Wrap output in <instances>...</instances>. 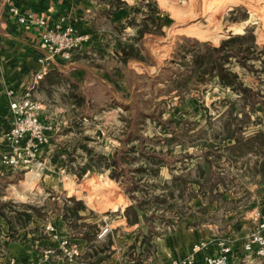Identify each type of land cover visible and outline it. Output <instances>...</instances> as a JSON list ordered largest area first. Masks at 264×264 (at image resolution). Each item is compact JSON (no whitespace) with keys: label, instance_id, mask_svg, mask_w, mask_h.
<instances>
[{"label":"rangeland","instance_id":"1","mask_svg":"<svg viewBox=\"0 0 264 264\" xmlns=\"http://www.w3.org/2000/svg\"><path fill=\"white\" fill-rule=\"evenodd\" d=\"M118 1L121 4H126L131 0ZM148 1H150L155 9L159 10L156 17L160 20L163 34L158 35L162 36L158 40L150 42V44L153 43L152 46H148L151 48V51L143 47L146 62L138 61V63H134L128 69L126 68V71L121 70L120 76L116 72H113L112 75L111 72H108L109 75H103L104 71H94L89 67L95 73V76L93 72H89L86 75L87 84L80 85L79 89L76 90L85 99L82 107H70L71 102L69 100L65 101L61 97L57 106L52 102L53 106L45 109V111L48 109L46 115H50L51 118L43 116L45 119H42L39 112L40 118L44 122L51 123L54 126L57 123L63 124L66 118L71 119V123L65 127V132L68 135L67 141L63 142L65 137L62 136L65 135V132H56L54 130L53 132L56 133H50L48 142L40 147L30 162L14 168L0 166L1 200H4V196L6 195L5 200L43 207L45 211L43 217H32L35 220L40 219V221H44V226L46 224L51 225V231H46L43 228L45 232L42 234L43 236L55 239L52 235L56 233L58 236L67 237L70 240L81 239L79 233L85 231V228L80 230L73 229L60 215V207L64 203L72 205V202L69 200L70 197L81 200L86 207L84 210L79 211L83 220H80L78 223L83 222L87 225H95L97 229H99L98 226L104 225L111 228L112 224L114 225L117 220L123 218V210L130 204V199L122 186L110 175L109 171H90L79 178L77 174L69 170V164L72 168H76L85 161V153L78 146V143L85 136L89 137L87 144L94 152L105 153L108 156L112 155L113 149L119 145L117 137L120 135L123 127L120 115L126 114L119 101H126L134 95L143 100L151 99L152 104H155L157 109H163V120L167 118L179 120V116H181L184 121L199 122L193 130L196 131L193 132L196 133L195 136H201L195 142L196 146H199L201 142L210 141L212 131L207 125V115L211 117L210 122L212 126L217 128L220 125L219 116L223 113L222 111H225L226 105L229 102L237 99V95L227 89H221L213 82L201 88V90L207 88L204 92L192 91L181 100H179V97L175 93L167 94L164 91L165 86L162 82H159L161 80L157 79L156 75L164 65L165 60L171 58L176 43L182 42V37L218 46L220 41L229 34H242L248 29L256 36L258 45L264 46V0H138L135 2V6L139 5L141 14L137 15V21H140L142 18V13L147 12ZM77 30L82 31L80 29ZM90 35L92 39V34ZM126 39L128 38L126 37L122 41ZM86 50L74 49L70 51L68 58L61 57V59L67 60V63H71L76 58L82 57L93 64L94 61H97V54L96 56L91 55V58L87 54L83 56L81 54L74 55L78 51L80 53ZM145 50L147 51V55ZM92 52L89 54H92ZM151 62L158 64L159 68H148L145 66V64H150ZM235 70L241 72L238 67H235ZM240 75L243 77L244 82L251 87L264 89V82L262 81L264 80V76L260 80L248 74L243 75L240 73ZM155 78L156 80L154 81L153 79ZM36 100L40 102V100ZM220 101L225 102L222 104ZM50 112L53 114H50ZM259 113L260 117L264 120V112H258V115ZM83 117L85 119H82ZM147 124L149 126L142 131V134L152 135L153 124L148 121ZM199 128L205 129L207 132L197 135ZM69 132L72 134H69ZM73 148L76 149L73 155L75 156V160L68 163V153ZM187 151L200 155L205 150H200L199 147L195 149L192 146H188ZM175 153L176 156L174 158H168L170 160L168 167L165 166L160 170V179L170 182L171 175H180L188 182L196 179L198 177L196 165L201 160L199 158H181L177 156L178 152ZM212 172L213 179L218 183L214 188V193L218 195L209 202L200 193L197 184L189 183V191L192 189L197 196L188 198L190 195L187 194L185 196L186 200L178 201L176 208L180 213L164 212L163 219L167 220L165 221L160 218L163 212L157 211L154 212L156 218L152 222L143 221L140 225H133L131 231H124V234L126 233L127 235L125 239H122L125 250L120 254V257H122L121 263L126 264V261H128L125 253L134 240L130 237L135 238L137 235L149 232L151 225L153 226L151 228L153 234H151L152 247L150 254L155 250V240L157 237L159 238L165 232L173 231L182 222L187 221L192 224L193 219L197 217H199V221L203 220L200 216L201 214L207 213L206 217L208 220L221 219V223L224 224L226 212L232 215L233 211H236L237 215L241 214V217L242 213L260 209L259 206L254 207L252 205L253 196L251 197L250 191L254 186H252L253 183L249 178V173L237 170L236 166H232L224 158L213 165ZM223 177L226 189L218 181L223 179ZM88 178H93L89 182V190L85 189L84 185V182ZM156 182L150 181L149 183ZM98 186L101 190L98 189ZM54 202L56 205L53 204ZM90 205L108 208L97 210L90 207ZM214 206L216 209H214ZM212 210H215L216 213L210 215L209 212ZM151 213L148 212V215ZM221 213L224 216H221ZM253 227L254 223L245 237V243L249 240ZM6 232V227H2L0 243H5L7 238ZM119 235L124 236L121 232ZM110 237V233L103 238L96 237L95 239L98 241L92 242L89 247L93 254H95L96 249L99 250L100 245L106 248L104 245L108 243L109 239L112 240ZM25 247V250L34 248L28 244ZM7 249L10 250L8 251ZM7 249L4 252L0 250V264H18L16 250L9 247ZM108 251H106L105 255L109 257L111 253H108ZM50 253L44 251L42 259H47V255ZM30 263L41 264L39 261L28 260L25 264Z\"/></svg>","mask_w":264,"mask_h":264},{"label":"trees","instance_id":"2","mask_svg":"<svg viewBox=\"0 0 264 264\" xmlns=\"http://www.w3.org/2000/svg\"><path fill=\"white\" fill-rule=\"evenodd\" d=\"M111 3L115 7L119 6L117 2ZM147 7V12L142 13L140 21H137V15L141 14V9L139 5L133 7V16L121 26L135 28V34L125 41H116L120 47L117 56L120 70L126 71L127 62L130 60L146 62L141 44L145 33L163 34L160 20L156 17L159 10L155 9L150 1L147 2ZM181 40L182 42L176 43L171 58L165 60L156 75V78L161 80L159 82L164 84L167 94L175 93L181 100L192 91L204 92L207 88H201L213 82L221 89H227L237 95V99L229 102L226 110L219 116L220 125L217 128L212 126L211 117L207 115V125L212 131L210 141L201 142L196 146L195 142L201 137L193 133L196 132L193 130L199 124L198 121H184L181 116L179 120H163V109H157L151 99L143 100L134 95L127 99L128 101H119L126 114L120 115L123 127L117 137L119 145L113 149L112 155L94 152L87 144L89 137L85 136L78 143L85 153L84 163L76 168L69 164V170L79 178L90 171H109L130 199V204L122 213L129 226L140 225L143 221L152 222L156 218L154 212L157 211L163 212L160 217L162 219L164 212L180 213L176 208L178 201L186 200L187 194L190 195L188 198L197 196L192 189L189 191V183L197 184L203 197L209 202L212 201L218 195L214 193L218 183L212 177V167L222 158L236 166L237 170L259 176V182H264V120L257 114L264 112V89L251 87L240 75L248 74L263 79L264 46L258 45L256 36L248 29L242 34H229L218 46L186 37ZM145 53L147 55V51ZM235 67L240 68L241 72L235 70ZM71 86L76 88L77 85ZM75 90L71 93L73 105L82 107L85 99ZM220 102L224 104L225 101ZM234 108L237 110L235 113ZM147 121L153 124L152 135L142 134L149 126ZM204 132L207 131L199 128L197 135ZM188 146L195 149L199 147L205 151L195 155L194 152L187 151ZM75 150L73 148L69 151L68 163L75 160ZM175 152H178L177 156L181 158L201 160L196 165V179L188 182L180 175H171L170 182L160 179V170L168 167V158H174ZM150 181L157 182L149 183ZM218 181L226 189L224 177ZM1 197L0 193V218L7 225L6 236L9 239H12L18 228L25 226L32 217L41 218L45 214L43 207L1 200ZM69 200L72 205L64 203L60 207L61 218L73 229L85 228V231L79 233L81 238L93 242L99 229L95 225L78 223L83 220L79 211L86 207L81 200L74 197ZM53 204L56 205L55 202ZM148 212L152 213L148 215ZM151 228L152 225L150 230L148 229L149 232L137 235L129 245L125 253L128 257L126 264H144L152 247ZM1 232L0 222V234Z\"/></svg>","mask_w":264,"mask_h":264},{"label":"crops","instance_id":"3","mask_svg":"<svg viewBox=\"0 0 264 264\" xmlns=\"http://www.w3.org/2000/svg\"><path fill=\"white\" fill-rule=\"evenodd\" d=\"M136 1L138 0L121 4L118 0H0V132L8 127V103L14 98V96H8L7 91L13 89L17 96L32 85L35 72L38 69L37 59L46 55L41 44V35L44 31L53 28L59 19H63L64 23L71 24L76 29L92 34L90 42L80 48L87 50L80 53L78 51L74 55L87 54L91 58V55L96 56L97 54L98 58L93 64L82 57L76 58L71 63L59 58L49 65L43 79L32 89L34 98L40 100L43 105V109L40 111L42 119H45L44 117L51 118L50 115H46L48 109L46 111L45 109L51 108L52 102L57 106L61 97L65 101L69 100L71 102L69 106L74 107L71 93L73 90L79 89L80 85L87 84L86 75L93 72L89 67L94 71H104L103 75H109L110 72L112 75L113 72H116L120 76L121 70L118 69L120 63L117 61L120 47L116 41L135 34V28L127 25L121 28V26L133 16L132 8L135 7ZM111 2H117L119 6L115 7ZM12 9L18 11V15L24 19L23 22L18 21V16L12 12ZM38 19H43L45 23L39 24ZM160 37L162 36L145 33L142 46L151 51L148 46H152L153 43L150 44V42L158 40ZM91 51H93L92 54H89ZM134 63H138V61H128L127 69ZM145 66L148 68L158 67V64L151 62ZM93 75L95 76L94 72ZM72 84H76V88H72ZM233 111L235 113L236 108ZM50 114L53 113L50 112ZM70 123L71 119L66 118L63 124L57 123L54 130L63 133L65 127ZM253 128L251 127V129ZM64 134L63 142L67 141L68 137L66 132ZM69 134L72 133L69 132ZM249 176L253 183L252 186H254L250 191L251 197L253 196L252 205L259 206L264 212V182H259V176L251 174ZM91 179L93 178H88L84 182L87 190H89ZM4 198L6 199V195ZM98 205L97 207L90 205V207L97 210L108 208H99ZM214 209H216L215 206ZM252 212L250 210L242 213L241 217V214L237 215L236 211H233L232 215L226 212L225 216L221 213V216L226 219L224 224L221 223V219L208 220L207 213L200 215L203 219L201 221L197 217L193 219L192 224L187 221L182 222L173 231L165 232L156 238L155 250L147 257L144 264H172L173 260L189 256L194 244L204 243V246L193 254V264H201L206 255L212 256L219 253L220 242H224L230 247L228 258L231 264H264V257L244 249L245 237L253 225ZM215 213V210L209 212L210 215ZM0 222L2 227H6L7 230V225L1 218ZM44 224L45 222L40 219L31 218L25 226L18 228L12 239L6 236L5 243H1L0 250L4 252L8 247L14 248L18 264H25L27 260L39 261L41 264H123L120 261L122 259L120 254L125 250L122 239H125L127 234H124V231L133 229L124 218L117 220L114 225H111L113 229L110 231V238L112 240L104 245L107 249L100 245L95 254L89 248L92 242L82 238L80 240L73 239L79 245L81 255L69 261L58 247L57 240L42 235L45 233ZM101 227L98 226L99 230ZM120 232L124 236H120ZM130 238L134 239L132 236ZM95 241L98 240H93V242ZM26 242L34 248L25 250ZM48 250L51 253L47 255V259H42L43 252ZM107 250H109L108 253H111L109 257L105 255Z\"/></svg>","mask_w":264,"mask_h":264},{"label":"built area","instance_id":"4","mask_svg":"<svg viewBox=\"0 0 264 264\" xmlns=\"http://www.w3.org/2000/svg\"><path fill=\"white\" fill-rule=\"evenodd\" d=\"M12 12L17 14L19 22H23L24 19L18 15L16 9H12ZM37 22L39 24L45 23L43 19H38ZM90 40L91 35L89 33L78 31L73 25L64 23L63 19H59L53 28L42 33L41 44L46 55L37 59L38 69L35 72L32 85L17 96L15 90L7 91V95L14 96V98L8 103V127L0 132V166L14 168L21 164L24 165L35 157L43 144L48 142L50 133L54 131L55 126L40 118L39 112L43 105L33 98L32 89L43 79L50 64L61 57L68 58L70 51L82 48ZM251 219L254 227L249 240L244 244V249L264 257V212L261 209H255ZM44 229L51 231L52 227L50 224H46ZM110 231L109 226H102L97 238L105 237ZM52 237L57 240L58 247L69 261L81 255L79 245L73 240L60 237L56 233H53ZM219 245V253L212 256L206 255L201 264H231L228 258L230 247L224 242H220ZM203 246L204 243L194 244L189 256L180 260H173L172 264H193V254ZM48 252L51 251L48 250Z\"/></svg>","mask_w":264,"mask_h":264}]
</instances>
